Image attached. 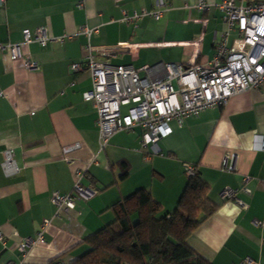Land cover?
I'll use <instances>...</instances> for the list:
<instances>
[{"label":"crops","instance_id":"crops-1","mask_svg":"<svg viewBox=\"0 0 264 264\" xmlns=\"http://www.w3.org/2000/svg\"><path fill=\"white\" fill-rule=\"evenodd\" d=\"M195 2L168 0L170 8L159 20L145 17L137 22L140 37L134 22L124 18L152 8L154 0H85L83 7L78 0L0 4V41L20 44L38 63L28 68L22 59H12L8 47L0 52V231L6 238L5 244L0 241V264L23 259L22 238L36 236L44 219H50L45 240L29 249L24 263L71 264L90 249L85 239L114 220L111 205L139 188L149 189L162 205L160 215L171 214L188 181L186 162L197 165L210 185L209 197L218 204L188 237V244L212 264H243L246 257L264 264V225L255 223L264 218V88L242 91L226 106L204 109L180 124L171 121V133L158 141L162 152L146 158L140 125L113 133L100 149L97 108L83 98L92 85L90 72L70 70L72 63L84 60L88 43L100 47L135 40L180 42L197 38L203 29L198 61H210L214 34L224 28L222 14L218 8L204 12L185 7ZM41 26L56 39L47 46L25 43L23 30L34 32ZM82 26L95 31L87 37L79 32ZM171 49L179 53L169 55ZM190 50L164 44L143 46L137 55L98 56L116 64L152 67L140 75L155 79L165 74L162 63L187 62ZM74 142L80 148L64 155L62 147ZM7 149L14 150L20 167L9 176L1 166ZM225 157L233 170L224 169ZM78 167H87L82 186L96 192L55 217L52 197L72 191ZM226 186L239 189L244 206L222 196ZM244 186L248 192L240 190Z\"/></svg>","mask_w":264,"mask_h":264},{"label":"built area","instance_id":"built-area-1","mask_svg":"<svg viewBox=\"0 0 264 264\" xmlns=\"http://www.w3.org/2000/svg\"><path fill=\"white\" fill-rule=\"evenodd\" d=\"M6 1L0 0V4ZM84 1L78 0L77 5L83 7ZM185 7H196L204 12L214 8L221 11L224 28L214 34L215 54L210 61H198L204 37L203 29L197 38L180 42L135 40L100 47L88 43L84 60L71 64L70 70L74 74L84 69L90 72L92 85L83 92V98L93 101L97 108L100 149L106 147L113 133L140 125L143 129L141 149L145 157L160 154L162 151L158 141L171 133V121L175 120L180 124L185 117L198 115L204 109L226 106L235 94L248 89L264 88V0H242L239 3L236 0H222L219 3L196 0L194 4L186 3ZM169 8L168 0H154L152 8L135 11L124 19L134 22L140 37L141 30L137 22L145 17L159 20ZM207 20L204 18L203 22L206 23ZM94 31V28L82 26L79 32L90 37ZM23 37L25 43L36 41L42 46H47L56 39L50 36L43 26L34 32L24 29ZM58 39L63 40L64 37ZM164 44L189 47V58L187 62L168 61L158 65L163 67L165 74L155 79L149 75H140L141 70L150 72L152 67L138 68L132 64H116L98 56V53L109 57L123 52L137 55L143 46ZM7 47L13 60L22 59L28 68L38 67L37 61L22 52L20 44L0 41V52ZM80 146L79 142L64 145L62 153L68 155ZM14 155L13 149L4 152L1 166L8 176L20 170ZM222 165L224 169H234L229 157L224 158ZM184 166L188 177L196 173L194 164L186 162ZM86 174L87 167L76 168L72 191L65 194L54 193L52 200L56 206L55 217H61L62 212L73 208L77 200L96 192L92 188L82 186L80 180ZM249 179L250 177L246 176L244 181ZM240 190L248 192L245 186ZM238 191L239 189L226 186L221 194L224 198L235 200L244 206L237 196ZM49 223L50 219H44L36 236L22 238L19 245L23 253L21 261L10 259L4 264H27L24 260L29 249L39 241L45 240L44 230ZM255 223L263 226L264 218L255 220ZM0 241L4 244L6 241L1 231ZM243 264H256V261L246 257Z\"/></svg>","mask_w":264,"mask_h":264},{"label":"trees","instance_id":"trees-1","mask_svg":"<svg viewBox=\"0 0 264 264\" xmlns=\"http://www.w3.org/2000/svg\"><path fill=\"white\" fill-rule=\"evenodd\" d=\"M195 169L170 217L139 188L111 205L114 220L85 239L90 249L71 264H212L187 241L218 208Z\"/></svg>","mask_w":264,"mask_h":264},{"label":"rangeland","instance_id":"rangeland-1","mask_svg":"<svg viewBox=\"0 0 264 264\" xmlns=\"http://www.w3.org/2000/svg\"><path fill=\"white\" fill-rule=\"evenodd\" d=\"M175 53H179V50L178 49H171L170 51H168V54H175Z\"/></svg>","mask_w":264,"mask_h":264}]
</instances>
